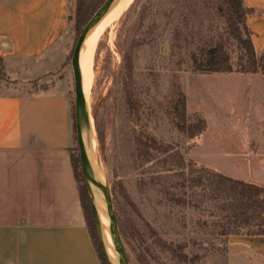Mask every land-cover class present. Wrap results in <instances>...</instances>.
Wrapping results in <instances>:
<instances>
[{
  "label": "rangeland",
  "instance_id": "1",
  "mask_svg": "<svg viewBox=\"0 0 264 264\" xmlns=\"http://www.w3.org/2000/svg\"><path fill=\"white\" fill-rule=\"evenodd\" d=\"M144 1L139 0L134 5L133 0L120 17L102 32L95 44L93 82L85 99L93 127L94 117L102 127L101 143L95 127L92 136L93 150L96 148L95 162L103 171L118 229L128 219L142 236L139 241L134 235L124 239L120 234L129 264H140L137 256L141 253L149 264H182L154 243L146 224L166 242L186 244L184 251L189 256H201L199 264H229L230 238L245 236H230L227 239L219 236L213 227L217 219L210 216V203L200 208L171 206L147 186L142 187L139 180H148L155 173L150 165L138 166L134 138L139 132H144L160 142L178 147L185 158L199 165H206L231 178L254 180V176L264 168V123L259 119L264 114V75L235 72L200 74L193 70L191 53L197 52L201 46L217 42L223 43L232 66L238 68L242 53L229 37L223 0H151L146 3L148 15L140 27L136 18ZM75 3V0H68L67 50L73 48L76 40ZM149 26L157 28L155 40L133 53L134 108L130 109L122 91L121 56L132 40ZM174 30L180 32L176 47H172ZM52 76L41 83L37 80L30 82L27 89L37 91L55 79H66L74 114L69 54ZM0 83H11L1 60ZM83 83L85 85V81ZM178 91L186 98L187 115L199 114L206 121V131L197 145H192L174 126L173 106ZM253 129L257 135L251 134ZM248 142L252 144L250 149ZM70 155L77 160V184L86 189L75 134ZM90 172L93 180V166ZM123 193L129 196L137 212L126 204ZM96 234L99 236L97 227ZM232 244L235 246V257L246 250L247 243L234 241Z\"/></svg>",
  "mask_w": 264,
  "mask_h": 264
},
{
  "label": "crops",
  "instance_id": "2",
  "mask_svg": "<svg viewBox=\"0 0 264 264\" xmlns=\"http://www.w3.org/2000/svg\"><path fill=\"white\" fill-rule=\"evenodd\" d=\"M242 3L251 10L246 25L261 54L264 0ZM68 31V0H0V60L11 81L0 83V264H100L70 160L67 80L27 89L64 64ZM259 119L264 123V114ZM247 182L264 186V168ZM230 241L247 246L235 257L231 242L229 264H264V237Z\"/></svg>",
  "mask_w": 264,
  "mask_h": 264
},
{
  "label": "trees",
  "instance_id": "3",
  "mask_svg": "<svg viewBox=\"0 0 264 264\" xmlns=\"http://www.w3.org/2000/svg\"><path fill=\"white\" fill-rule=\"evenodd\" d=\"M105 0H75L74 31L76 40L93 14ZM145 0L137 15V22L141 27L147 14ZM178 1V0H177ZM226 6V23L229 37L241 50L238 68H234L231 58L223 43L217 42L211 46H201L197 52L191 53V64L195 72L200 74L241 73L264 75V52L258 55L251 41V32L246 25V17L251 13L244 7L242 0H223ZM139 0H135V4ZM148 15V14H147ZM157 28L149 26L145 32L136 36L122 53L121 80L122 91L127 106L134 108V96L132 94L133 53L135 49L152 43L156 38ZM172 47L180 40V32L174 30ZM73 48L69 52L72 57ZM186 98L180 91L177 92L173 106L174 126L181 132L192 145H197L200 136L206 131V121L199 115H187ZM73 139L75 134L74 114L71 108ZM94 127L97 138L101 143L102 127L94 117ZM135 157L138 166H147L155 173L148 180L141 178L140 185L161 197L171 206L200 208L205 203H210V216L216 218L213 227L219 236L227 239L230 236H245L249 238L264 237V186L231 178L219 171L199 165L191 159L185 158L178 147L163 143L153 136L139 132L134 138ZM74 177L77 179L76 162L70 155ZM80 161V159H79ZM82 175V174H81ZM80 204L83 210L85 223L96 250L100 264H109L104 253L99 236L96 234V224L92 212L90 198L84 187L78 186ZM126 204L134 211L137 208L126 193H123ZM149 233L154 237V243L162 250L169 253L176 261L182 264H199L201 256L195 254L189 256L184 250L186 244L166 242L148 225ZM119 232L122 238L134 235L141 241V234L131 222L126 219L120 225ZM140 264H149L144 255L138 254Z\"/></svg>",
  "mask_w": 264,
  "mask_h": 264
},
{
  "label": "water",
  "instance_id": "4",
  "mask_svg": "<svg viewBox=\"0 0 264 264\" xmlns=\"http://www.w3.org/2000/svg\"><path fill=\"white\" fill-rule=\"evenodd\" d=\"M115 1L116 0H105L103 2V4L97 9V11L90 18V20L86 23L74 45L73 54L71 57V68L73 73V85H74V126H75V135H76V141L79 151L81 174L86 186L88 196L90 198L93 216H94L93 200L96 197L107 208L109 232L111 234L114 245V253L117 257V264H129L128 258L124 250L123 242L120 236V232L117 226L113 204L111 197L108 193V190L106 195H102L98 192L95 183L91 179L86 166L84 139L85 138L88 139L90 119L87 113L86 102L81 88L79 71H78V53L82 44L84 43L90 31L100 22V20L105 16V14L108 12V10L111 8V6ZM94 220L97 227V221L95 219V216H94ZM100 242L102 244L104 253L109 261V264H112L108 258L106 247L103 244L101 238H100Z\"/></svg>",
  "mask_w": 264,
  "mask_h": 264
},
{
  "label": "bare ground",
  "instance_id": "5",
  "mask_svg": "<svg viewBox=\"0 0 264 264\" xmlns=\"http://www.w3.org/2000/svg\"><path fill=\"white\" fill-rule=\"evenodd\" d=\"M132 1L133 0H116L111 6V8L108 10V12L105 14V16L87 35L84 43L82 44L79 50L78 71H79L80 84H81V88H82L85 99H86L87 92L90 91L91 85L93 82L92 59H93V52H94L96 41L99 38V36L102 34V32L107 27L111 26V24L114 23L120 17V15L128 8L129 4ZM83 81H85V85ZM92 127H93V124L90 119L88 139L87 138L84 139L86 166H87L91 179H92V175L90 172V167L91 166L94 167L95 177L93 178V181L95 183L96 189L98 190L100 194L106 195L107 186H106L105 181L103 180V171L101 167L98 165V163L95 162L96 148L93 150V147H92V136L94 133V127H93V130H92ZM94 164L96 165V169H97L99 177L96 175V169H95ZM93 206H94V216L97 221L98 233H99L101 240L103 241V244L106 247L108 258L112 264H117V257L114 253V245H113L111 234L109 232L108 218L106 215L107 208L96 197L93 200Z\"/></svg>",
  "mask_w": 264,
  "mask_h": 264
}]
</instances>
